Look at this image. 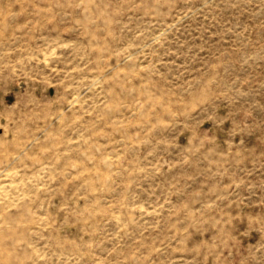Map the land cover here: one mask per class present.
I'll list each match as a JSON object with an SVG mask.
<instances>
[{"label":"rangeland","instance_id":"1","mask_svg":"<svg viewBox=\"0 0 264 264\" xmlns=\"http://www.w3.org/2000/svg\"><path fill=\"white\" fill-rule=\"evenodd\" d=\"M0 264H264V0H0Z\"/></svg>","mask_w":264,"mask_h":264}]
</instances>
